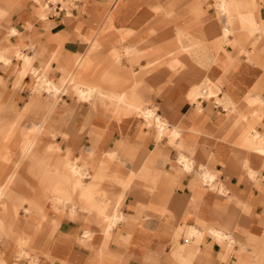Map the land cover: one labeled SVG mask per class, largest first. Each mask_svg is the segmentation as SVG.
<instances>
[{
	"label": "crops",
	"instance_id": "1",
	"mask_svg": "<svg viewBox=\"0 0 264 264\" xmlns=\"http://www.w3.org/2000/svg\"><path fill=\"white\" fill-rule=\"evenodd\" d=\"M109 1L87 0L71 17L62 11L50 14L43 22L36 19L31 0H0L3 56H12L16 50L31 56L38 52L34 67L42 70L55 52L61 57L52 63L49 78L58 83L63 76L60 67L67 66L65 59L69 63L76 55H87L91 45L82 36L103 35L104 42L91 56L94 69L83 76L95 82L109 75L122 85L119 93L130 104L124 109L117 102L107 103L98 97L94 108L93 103L77 100L78 96H63L50 121L60 143L56 144L60 145L56 156L77 163L84 174H89L82 181L85 188H79L72 199L76 214L71 215L73 203L46 207L48 220L29 258L16 245V253H1L2 264H264V153L259 151L264 149V35H251L249 28L236 24L234 42H226L223 30L227 22L224 16H216L217 1L182 0L188 2L184 11L189 15L177 29L193 27V36L213 41L212 50L218 51L205 64H199L200 58L183 55L182 66L171 58L183 42L194 40L188 33L189 40L179 42L177 29L167 26L164 32L157 26V34L150 36L148 31L156 24V16L143 4L145 0H123L114 14L117 29L132 31L124 44L119 41L122 34L126 35L122 31L111 28L101 32L114 2L110 1L109 7ZM259 2L256 17L263 22L264 0ZM193 4L206 5L208 11L191 12ZM172 10L170 17H174L175 7ZM207 18L210 20L204 24ZM11 28L18 31L17 36L9 37ZM127 46L150 54L162 51L158 53L160 66L150 73L143 71L141 67L148 60H127L123 53ZM8 50L12 55L3 52ZM165 52L171 54L166 56ZM21 65L16 59L10 66L0 62V116L31 131L35 119L28 118L29 108L24 107L32 98L33 80L27 76L20 82ZM208 80L221 90L211 99L194 104L193 89ZM224 99L228 106L222 105ZM146 108L156 110L158 113L153 112L169 129L180 131L176 145L170 144L169 138L160 140L156 132L144 127L135 114L150 110ZM20 116L22 124L16 121ZM46 139L45 135L41 139L39 154L54 147ZM15 143V138L0 139V154ZM180 156L193 162L191 172L180 163ZM23 168L18 178L37 190L33 177ZM206 170L214 175L211 185L202 182ZM60 182L72 191L70 180ZM9 193L13 199H22L20 194ZM118 197L123 199L115 208ZM101 199L106 205L100 204ZM19 210L25 216L23 207ZM116 210L125 220L111 229L107 216ZM55 221L59 226L53 229ZM191 226L205 236L197 247L183 248ZM213 228L227 233L231 243L226 248L207 235ZM85 231L91 234L88 241L83 238ZM22 238L31 241L28 233ZM32 252H36L34 257Z\"/></svg>",
	"mask_w": 264,
	"mask_h": 264
},
{
	"label": "bare ground",
	"instance_id": "2",
	"mask_svg": "<svg viewBox=\"0 0 264 264\" xmlns=\"http://www.w3.org/2000/svg\"><path fill=\"white\" fill-rule=\"evenodd\" d=\"M35 1L39 4V0ZM216 1L218 2L214 9L216 16H224L227 22V26L223 30L224 41L229 43L234 42V25L236 24H241L242 27L249 28L251 35H254V33H260L263 38L264 21L259 22L256 17V5L258 4L260 6L259 0H249L248 3L242 2L240 4H238L235 0H214V2ZM121 2H123V0H114L111 7L109 6L110 1L107 3V6H109L110 9L104 22L102 23V33L109 32V29L111 28H115L118 32L120 31L116 27L114 13L119 8ZM153 3L156 5V8H154ZM157 3L159 4L158 7ZM143 4L147 5L153 13L163 10L161 7V0H145ZM201 7L202 4H198L189 9V11L198 13ZM84 11L85 10L81 11V13L83 14ZM123 32L126 35L123 37L122 43L124 42L125 44V41L128 37H130L132 31L123 30ZM17 35L18 31L15 28H11L9 31V37ZM177 36L179 42H181L182 39L189 40V37L185 34L184 30L177 29ZM104 38L105 37L103 35H95L92 36V38L82 36V40L89 42L91 45L90 49L88 48L89 51L87 55L85 57L76 55L75 61L69 63L65 61V59L64 62L67 63V66H63L62 68L60 67L63 71V76L59 79L60 81L58 83L49 78L52 63L54 61H58L61 57L60 55L56 56L55 52L52 53L50 59L42 68L43 71L41 75V71L37 72V70L32 67L35 63L34 60L36 61L39 58L38 52H36L32 57L18 53L16 54V52L13 53L12 56H3L2 52H0V62H2L5 66H9L13 63L14 59L17 61H20V59L23 60V65H21L23 69L19 74L20 82L27 77L28 72L31 74H35V72H37L35 75L37 78L38 90L36 97H34V100H32L30 104V107L37 110L35 113H38L37 118L39 121H37V124L34 125L35 127L31 128V131H28L23 126L17 127L13 121L0 116V139L11 141L12 138H15L17 142L12 146L7 147L5 153L0 154V240L3 237H6L9 241L14 242L25 257L29 258L30 255L28 248H32L42 235L44 224H46V220H48V217L44 212L45 208L48 205H50V207L57 208L59 206L62 207L69 203H73L72 199L76 194V191L79 188H85L82 183L83 179H87L89 176V174L83 173L82 166H79L73 161L64 160V158L56 156V152L60 150V145H54V147L46 150L44 154L38 153L39 147L42 145L41 139L45 135L46 125L51 120V117L54 114L60 100L63 96L67 95V92L72 87V89L76 91L80 102L93 103L92 107L94 108L97 107L95 101L98 97L103 98L107 103L111 101L117 102L118 104H121L124 109L130 107L126 96L119 93V88L122 85L108 77L109 75L103 80L97 81L95 79V82L87 81L83 76L86 71H93L94 68L91 67V56L94 52L99 50V47L104 42ZM262 38H260V40ZM260 40H258V43ZM34 48L35 46L33 49ZM123 53L131 62L136 60L140 63L142 59L148 60L145 64V66L148 67L158 66L162 62L161 57H159L160 55L158 54L162 53V51H159L156 54H150L149 52L140 50L136 47L127 46L123 48ZM170 54L171 52L167 54L166 52L164 53L166 56H169ZM152 57H156V59L152 60ZM209 62L211 64V61ZM208 81L209 82L206 85L193 89L192 101L194 104H197L200 100L211 99L221 90L220 86L211 83L210 80ZM20 82H18L17 85H20ZM108 86L112 87V89H107ZM226 104L227 106L229 105L228 100L224 99L222 105L225 107ZM137 112L138 115L148 124L154 123L157 138L160 140L162 138H169L170 144H177V140L181 136L178 129H169L167 124L163 122L153 111L138 110ZM120 117L122 116H118L117 119ZM65 136L66 135H64V137ZM259 151L264 153V149L262 148H260ZM112 155L115 157L114 153H112ZM179 160L180 163L183 164L186 171L191 172L193 170L192 161L183 156H180ZM22 168L28 171L30 176L33 177L37 184V190L24 185V183H22V181L18 178V172ZM65 178L71 181L72 185L70 188L72 191L67 189L60 182ZM213 180L214 175L210 171L206 170L202 173V182L204 184L211 185ZM220 190L223 192V187H221ZM9 192L22 195V199L17 196L18 204L11 203L15 202L13 201L15 199L10 196ZM107 194L108 193L105 195ZM122 199V197L117 198L115 208H118ZM99 202L102 206L106 205V202L103 199ZM73 206L74 209L72 210L71 215L76 214L75 208L77 205L73 203ZM20 207H23L25 216H22L23 214L20 213ZM107 217L110 221L111 229L116 228L122 221L125 220V216L117 210L114 211L112 215H108ZM51 220H54V218ZM52 226L53 229H56L59 226V223L55 221ZM25 233H28L31 236V241L28 242L22 238ZM207 235L213 236L215 241L221 243L225 246V248L227 243H231L228 242L229 237L227 236V233L220 229H209L207 230ZM204 236L205 233L199 231L197 228L193 226L188 227L185 234L187 245L183 248L187 246H191L192 248L197 247L201 244V238ZM83 238L85 241L90 240V232L85 231ZM198 252L199 251L195 252L196 255H198ZM0 264H2L1 259Z\"/></svg>",
	"mask_w": 264,
	"mask_h": 264
},
{
	"label": "rangeland",
	"instance_id": "3",
	"mask_svg": "<svg viewBox=\"0 0 264 264\" xmlns=\"http://www.w3.org/2000/svg\"><path fill=\"white\" fill-rule=\"evenodd\" d=\"M32 3H33V9H34V12H35V17L38 21H47L49 18H50V14H54L53 11L55 9V6L60 3L62 5V9L66 10L67 11V14H68V17H71L72 16V12L74 8L76 9H80V5L81 3H85L86 4V1L87 0H39V4L36 3L35 0H31ZM75 1H78V3H76ZM111 2H113L114 0H110ZM261 1V0H260ZM182 0H161V7L163 8V10H159L160 12H155L154 15L156 16L155 19H156V24H153L152 26L153 27H150L149 31H148V34L150 36H155L157 34V29L156 27L158 26V28L162 27L161 30H164L165 32V29L167 28V26H170L171 28H181L182 25L181 23L185 20L184 16H188L189 14H186L184 9L187 8L188 5V2L184 1L182 2ZM53 5V7L51 6ZM194 6V4L192 5ZM172 7H175V14H174V17H170L171 14L173 13V10H172ZM208 6L204 5L202 6L200 9H199V12H203V11H208ZM190 8V7H189ZM84 8H81V11H83ZM85 13V12H84ZM83 13V14H84ZM44 14V15H43ZM44 16V17H43ZM191 16V15H190ZM192 17V16H191ZM219 18V17H218ZM171 19V20H170ZM210 19L207 18V19H203V22L206 21L208 22ZM169 22V25L167 24ZM204 22V24L206 23ZM30 29H33V24H31L29 26ZM180 30H185L186 33H188L194 40L189 42V41H185L183 42L181 45H180V48L179 50L175 53V55L171 58V59H175L177 61L180 62V64H182V62L180 61V57L185 55V56H188L190 58H200L199 59V64H205V60H210L211 58L214 57V54L218 53V51L216 50H212V42H207V41H204L203 39L201 38H197L195 36H193L190 31L194 30L193 27H186L185 29H180ZM121 32V30L119 31ZM123 32V30H122ZM124 33V32H123ZM257 34V33H254V35ZM123 36L124 34H122L120 36V42H122L123 40ZM87 37V36H86ZM175 45H177L175 43ZM30 46H34V45H30ZM29 46V48H30ZM60 47V48H59ZM62 47V44H59L58 46V49L60 51H62L61 49ZM211 48V49H210ZM117 48L113 49L111 52H113L114 50H116ZM4 53H7L8 52L11 54V52L8 50V51H3ZM14 52V51H13ZM21 52V53H20ZM22 54V55H26V56H30L32 57L31 55L29 54H25L24 52L20 51V50H16V54ZM36 53V52H35ZM13 54V53H12ZM11 54V55H12ZM119 55H120V52H119ZM50 59V58H49ZM129 60V59H127ZM19 61V60H18ZM19 62H22L23 63V60L20 59ZM35 62V60H34ZM209 62V61H208ZM135 63V62H134ZM12 65V63L10 64ZM9 65V66H10ZM139 65V63L137 64ZM160 65L158 66H155V67H148V66H142V70L143 71H146L148 73L154 71L155 69H157ZM183 66V64H182ZM33 69L37 70V72H40V75L42 73L43 70H39V69H36L34 67V64L32 65ZM182 68V67H181ZM180 68V69H181ZM51 71V70H50ZM35 72V71H34ZM35 72V74L37 73ZM50 73V72H49ZM35 74H31L30 72H28V75L27 76H31L32 77V80H33V85H32V88H31V91H32V98L30 100V102L24 107V108H29V112H30V115H28V118H31L33 117L35 120H33L32 122V125H31V128H34L35 124H37V121L38 118H37V112L35 113V111H37L35 108H32L30 107V104L32 102V100H34L33 98L36 97V94H37V90H38V84H37V78H36V75ZM38 75V74H37ZM67 95H74V96H78L76 91L72 89V87L69 89V91L67 92ZM78 98V97H77ZM78 100V99H77ZM218 101V100H217ZM79 102V101H78ZM219 103V101H218ZM220 105V104H219ZM146 109H150L152 111H155L156 113H158L156 110H153L151 108H146ZM22 112H25L24 110H22ZM138 118H140L142 121H143V125L144 127H146L149 131H153L154 133L156 132V129H155V126H154V123L153 124H148L146 121H144L139 115H138V112H136L135 114ZM160 115V114H159ZM26 117V116H25ZM22 116H20V119L16 120L18 123L22 124L23 120L21 119ZM51 121V120H50ZM50 121L49 123L46 125V129H45V137L49 138V139H46L45 142H48L50 145H56V144H60L58 142H56V138H57V133L56 131L54 130H51L50 129ZM45 140V139H44ZM17 143V142H16ZM257 150V149H256ZM67 153V151H65V149H63L62 151V155H65ZM15 202H11L12 204H18L17 203V200H13ZM47 207H50V205H48ZM61 209V208H60ZM62 210V209H61ZM51 214V213H50ZM16 244L12 241H9L6 237H3L1 240H0V248H1V253L3 251H9L11 253H16ZM19 249V248H17ZM36 249H39V248H36ZM31 250V248H28V252ZM6 251V252H7ZM5 252V253H6ZM34 253L36 252H32V257H34ZM39 261V260H38ZM13 262V261H12Z\"/></svg>",
	"mask_w": 264,
	"mask_h": 264
},
{
	"label": "built area",
	"instance_id": "4",
	"mask_svg": "<svg viewBox=\"0 0 264 264\" xmlns=\"http://www.w3.org/2000/svg\"><path fill=\"white\" fill-rule=\"evenodd\" d=\"M76 3H78V1H75ZM52 7H53V5H51ZM76 8H74L73 9V11L75 10ZM62 11H64L65 12V14H67V11L64 9H62V5L60 4V3H58L56 6H55V9H54V11H53V13H55V14H57L58 12H62ZM73 11H71V12H73Z\"/></svg>",
	"mask_w": 264,
	"mask_h": 264
}]
</instances>
